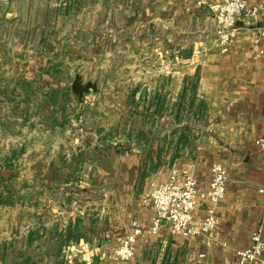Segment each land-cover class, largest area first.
Wrapping results in <instances>:
<instances>
[{"label": "crops", "instance_id": "obj_1", "mask_svg": "<svg viewBox=\"0 0 264 264\" xmlns=\"http://www.w3.org/2000/svg\"><path fill=\"white\" fill-rule=\"evenodd\" d=\"M58 1L0 0V144L12 148L13 140L21 139L16 148L20 154L24 141L20 136L30 128L56 136L79 132L82 137L81 143L75 144L77 148L71 151L70 159L56 158L51 164L53 170L41 174L37 188H22V194L38 191L37 198L32 196L14 206H5L19 210L28 208L30 203L27 202L33 201L36 205H31L39 208V214L44 210L53 217L46 222L38 215L37 225L23 223L28 228L26 234L19 236L25 237L35 227L41 230L56 226L59 231L69 226L80 228L82 235L70 239V244L62 250L66 264H236V251L251 244L255 231L261 229L264 237V197L258 192L264 185V155L256 145V141L264 138V37L261 36L264 0H246L249 6H260L261 11L255 18L242 16L237 20L227 52L221 51L214 31L198 42L174 44L176 62L181 67L169 74L171 84L167 89L177 96L188 80L196 78V101H204L206 107L192 108L194 140L173 164H169L172 153H168L167 162L148 175L142 169L147 151L143 141H131L122 134H117L113 141L104 139L111 129L120 128L119 120L112 124L106 120L89 122L82 121L79 115L64 128L31 125L37 117L23 121L29 107L35 110L37 105L25 101L20 81L39 80L42 67L64 46L61 40L53 39L60 27L54 21L62 17L60 8L70 0ZM88 1L81 0L82 11L73 17L86 7L91 9ZM220 1L153 0V16L171 15L203 21L210 7ZM105 8L97 13L98 20L109 12L108 7ZM110 10L117 12L115 8ZM69 12L72 15L74 10ZM31 16L34 18L30 19ZM165 43L170 46L169 42ZM47 48L54 49V53L47 54L50 51ZM62 56L52 61H60ZM64 58L63 70L70 77L73 63L68 57ZM45 108L50 111L52 107ZM88 108L80 107L77 112L83 113ZM3 121L16 124L11 129L5 128ZM156 152L155 147L153 156ZM3 158L0 157V164ZM214 163L226 167L228 180L226 194L215 209L213 235L184 237L167 224L153 233L154 211L146 198L151 184L166 181L174 167L191 168L198 185L193 224L200 226L209 205L207 193ZM3 169L8 170L6 175ZM0 171L5 177H17L14 167ZM133 221L142 229L135 256L128 263H118L114 259L115 250L120 238L131 231ZM19 236L13 233L12 238H1L0 243ZM0 264H4L1 259Z\"/></svg>", "mask_w": 264, "mask_h": 264}, {"label": "rangeland", "instance_id": "obj_2", "mask_svg": "<svg viewBox=\"0 0 264 264\" xmlns=\"http://www.w3.org/2000/svg\"><path fill=\"white\" fill-rule=\"evenodd\" d=\"M87 5H91V9L86 7V10L75 17L57 18L54 22L62 28L59 27L54 33L56 38H53L61 40L67 47L70 46L71 50L73 46L77 47L82 57L73 58L69 83H73L76 74L81 75L84 82L98 83L99 93L90 92L84 99L87 103L83 107L90 108L83 110V113L75 112L81 113V120L98 123L106 120L111 124L116 120L124 121L130 108L124 107L123 101L136 87V101L140 103L141 110H144L153 91L160 85L163 87L161 91L167 93L168 98L175 102L178 95L175 96L167 89L171 84L169 74L179 71L181 67L176 62L177 52L174 44L185 45L208 37L214 31L212 11L209 10L206 20L202 21L200 18L191 20L171 15L153 16V0H89ZM105 7H108L109 12L106 17H100L98 20L97 13L104 11ZM110 8H115L117 12ZM124 30L126 31L123 32ZM46 34L53 35L50 32ZM165 41L169 42V47ZM167 116L163 114L160 122ZM133 117L139 123L142 121L136 115ZM116 136L117 134L113 133L110 141ZM20 137L24 138L21 142L23 149L19 151L20 155L13 159L17 173L14 182L16 186H22L26 182L36 188L40 183L41 174L53 170L51 164L54 160H60L59 157L62 156L66 161L70 159L73 155L71 151L77 148L75 144L82 141L79 132L56 136L48 132H34L33 128L24 131ZM20 141L13 140L12 148L3 145L4 143L0 144V157H5L9 150L18 148ZM146 154L145 151V156ZM44 160L48 161L45 163ZM112 167L110 166L111 169ZM3 172L6 175L8 170L3 169ZM27 203H30L28 208L19 210L0 206V239L12 238L13 233L18 236L26 234L28 227H24L23 223L31 222L32 225H37L38 215L43 221L52 220L53 217L44 210H40L42 215L39 214V208L37 210L34 207L36 204H33V201Z\"/></svg>", "mask_w": 264, "mask_h": 264}, {"label": "trees", "instance_id": "obj_3", "mask_svg": "<svg viewBox=\"0 0 264 264\" xmlns=\"http://www.w3.org/2000/svg\"><path fill=\"white\" fill-rule=\"evenodd\" d=\"M69 2V3H67ZM64 3L61 8V14L64 18L73 17L75 13L80 12L83 3L81 0H70ZM74 10L70 15L69 10ZM106 17V16H104ZM75 44V43H74ZM62 46L60 53H54V49H50L54 53V57L48 59V62L42 67V74L39 80H22L20 85L25 92V101L29 104L37 105L35 110H27L24 113V122L36 118L31 121V125L35 123L42 124L46 127L54 128L59 126L64 128L68 126L73 117H79V113H75L86 102L81 103L78 97L73 93L69 78L65 75L63 68L65 67V58L68 57L73 61L74 57L81 59V55L77 47ZM64 51V52H63ZM62 59L53 62V59ZM78 75V74H76ZM75 75V76H76ZM187 86L178 95L175 102H172L167 93H163L160 85L153 91L146 107L141 110L139 102L136 101L137 87L132 89L123 101L124 107L130 108L126 119L118 123L119 129H111L104 139L112 138L113 133L122 134L128 140L136 142L143 141L147 145L146 162L142 169L145 175L157 170L159 166L167 162V154L172 153L169 164H173L174 160L180 156L184 148L189 145L192 137L193 123L191 122L193 107H206L204 101L197 102V80L196 78L188 80ZM45 107H52L48 111ZM81 112V111H80ZM163 114L168 115L166 119L160 122ZM137 116L142 120L137 122L133 116ZM125 118V116H124ZM7 121V120H6ZM3 121L5 128H12L16 123L11 121ZM12 123V124H11ZM191 123V124H190ZM12 126V127H11ZM117 127V128H118ZM168 130L166 134H163ZM153 136V139H152ZM156 142L158 143L157 145ZM156 147V155L153 156V150ZM20 155L18 150H12L3 158L0 164L1 168L12 169L14 167L13 159ZM15 175L5 177L0 171V206H14L15 203L23 202L31 199L32 196L38 197V191H28L22 194V188H34L33 185H27L26 182L22 186H16ZM34 190V189H33ZM42 230V231H41ZM35 227L30 229L25 237L13 238L11 241H3L0 243V259L4 264H66L62 250L70 244V239L80 237L82 235L80 228L70 226L65 230L59 231L58 227L53 226L49 229Z\"/></svg>", "mask_w": 264, "mask_h": 264}, {"label": "built area", "instance_id": "obj_4", "mask_svg": "<svg viewBox=\"0 0 264 264\" xmlns=\"http://www.w3.org/2000/svg\"><path fill=\"white\" fill-rule=\"evenodd\" d=\"M6 1V0H3ZM214 17V36L222 52H227L234 37L237 20L242 16L255 18L261 11L260 6H249L246 0H221L212 5ZM264 37V28L261 31ZM264 155V138L256 141ZM211 182L207 193L209 203L200 226L193 224L194 211L198 205L197 179L191 168H172L169 177L161 183H152L146 194L154 211L152 232L156 233L163 225H169L184 237H211L215 230V209L224 198L227 189L228 170L220 163L211 167ZM258 192L264 197V185ZM142 234L140 225L133 221L131 231L120 238L114 258L119 262H129L135 256V245ZM236 264H264V237L259 229L252 234L251 244L236 251Z\"/></svg>", "mask_w": 264, "mask_h": 264}, {"label": "water", "instance_id": "obj_5", "mask_svg": "<svg viewBox=\"0 0 264 264\" xmlns=\"http://www.w3.org/2000/svg\"><path fill=\"white\" fill-rule=\"evenodd\" d=\"M71 89L81 103L84 102L85 96L90 92L99 93L98 83L95 81L84 82L81 75L75 76Z\"/></svg>", "mask_w": 264, "mask_h": 264}]
</instances>
